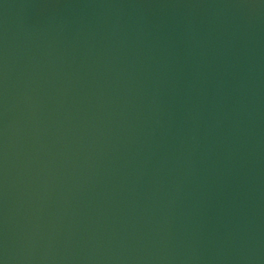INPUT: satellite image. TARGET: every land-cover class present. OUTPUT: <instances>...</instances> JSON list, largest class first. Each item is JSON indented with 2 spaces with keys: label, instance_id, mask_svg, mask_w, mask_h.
Listing matches in <instances>:
<instances>
[{
  "label": "water",
  "instance_id": "1",
  "mask_svg": "<svg viewBox=\"0 0 264 264\" xmlns=\"http://www.w3.org/2000/svg\"><path fill=\"white\" fill-rule=\"evenodd\" d=\"M0 264H264V0H0Z\"/></svg>",
  "mask_w": 264,
  "mask_h": 264
}]
</instances>
